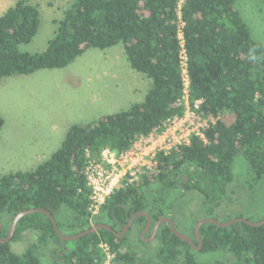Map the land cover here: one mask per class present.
Here are the masks:
<instances>
[{
    "label": "trees",
    "instance_id": "16d2710c",
    "mask_svg": "<svg viewBox=\"0 0 264 264\" xmlns=\"http://www.w3.org/2000/svg\"><path fill=\"white\" fill-rule=\"evenodd\" d=\"M236 1L73 0L47 48L35 53L21 51L19 45L31 42L39 30L38 6L17 0L0 15V82L16 74L63 68L90 48L119 43L130 66L152 80L143 101L73 124L46 161L32 170L0 177L2 239L17 213L40 207L55 216L63 233L71 232L67 235L89 229L92 217L94 224H108L114 231L100 228L62 241L51 219L37 211L18 221L9 242H0V264H41L37 246L53 240L62 264H210L197 260V250L174 234L168 222L160 225L152 254L137 249L136 236L131 238L133 233L140 235L146 216L137 217L124 237L118 234L139 211L148 212L153 225L169 216L178 229L172 212L158 205L166 202L168 192L178 189L182 196L197 192L207 208L206 217L222 222L244 217L221 210L239 157L248 165L249 190L264 180V43L254 38L235 8ZM188 111L206 120L200 132L191 133L188 143L157 150L152 167L145 168L138 180L115 189L94 214L86 175L89 162L101 161L107 149L116 154L130 150L141 138L162 133L167 123ZM4 124L0 115V135ZM153 185L158 188L157 204L152 205L145 190ZM63 211L70 215L60 221ZM263 218L264 212L247 219ZM27 230L36 232L38 241L29 243L23 253L14 252L11 243L22 239ZM191 231L187 236L198 245L195 227ZM199 234L198 252L231 253L235 260L230 264H264V223L236 222L226 227L205 223Z\"/></svg>",
    "mask_w": 264,
    "mask_h": 264
},
{
    "label": "rangeland",
    "instance_id": "374dc122",
    "mask_svg": "<svg viewBox=\"0 0 264 264\" xmlns=\"http://www.w3.org/2000/svg\"><path fill=\"white\" fill-rule=\"evenodd\" d=\"M16 1L0 0V15ZM29 2L40 10L39 30L31 42L20 44L19 48L24 52H41L54 37L57 22L63 18L64 11L73 0ZM235 8L248 23L254 38L264 43V0H237ZM151 84L150 78L130 66L122 43L106 49L90 48L63 68L41 69L28 75L16 74L3 78L0 82V115L5 124L0 135V177L10 172L36 168L60 147L70 126L128 109L132 104L144 100ZM205 123L188 111L183 118L167 123L162 133H153L144 138L145 141H137L134 146L140 147L147 162H151L150 157L157 150L172 148L192 132L199 131ZM234 172V180L228 187L229 197L221 210L254 218L264 212V180L254 191L249 190V170L243 157L236 159ZM157 188L158 185H153L145 190L147 200L152 205L157 204L154 200ZM182 194L179 189L172 190L166 195V202L158 205L166 213L172 212L179 230L191 235L195 220L205 218L207 208L197 192ZM172 203L174 209L170 210ZM69 215L63 211L58 218L65 221ZM94 221L92 217L93 224ZM64 233L71 232L65 230ZM151 234L150 229L145 232L144 237L149 239L147 241L141 233L131 235L132 240L136 236L137 249L147 254L154 253L158 241L155 237L151 238ZM138 238L145 245L140 244ZM35 241H38L37 233L27 230L22 239L11 243V248L16 253H23L29 243ZM53 241L47 246H37L35 252L41 264H62L57 258L61 252L55 254L58 246ZM195 257L210 264H230L235 260L231 253L221 251L197 250Z\"/></svg>",
    "mask_w": 264,
    "mask_h": 264
},
{
    "label": "built area",
    "instance_id": "2783aa9c",
    "mask_svg": "<svg viewBox=\"0 0 264 264\" xmlns=\"http://www.w3.org/2000/svg\"><path fill=\"white\" fill-rule=\"evenodd\" d=\"M192 114L196 115L193 112ZM204 121L206 122V120ZM189 137L175 146L188 143ZM140 140L145 141L144 138ZM154 155L155 153L150 157L151 162H147L144 151L140 147L134 146L121 154L107 149L103 151L101 161L91 160L86 168V175L91 188L93 213H98L101 205L115 189L138 180L140 175L145 172V168H151Z\"/></svg>",
    "mask_w": 264,
    "mask_h": 264
},
{
    "label": "water",
    "instance_id": "95a60500",
    "mask_svg": "<svg viewBox=\"0 0 264 264\" xmlns=\"http://www.w3.org/2000/svg\"><path fill=\"white\" fill-rule=\"evenodd\" d=\"M37 211L45 213L51 219V221L53 223V227H54L56 233L58 234V236L61 238L62 241H71V240L79 239L80 237L85 236L89 233L96 232L100 228H105V229H109L111 231H114L111 228V226H109L108 224L97 223V224H93L89 229L85 230L84 232H81L79 234H74V235H67L59 229L55 216L50 211L40 207V208H31V209L23 210V211L17 213L16 216L14 217L13 221H12L8 236L4 239H2L0 237V242H2V243L9 242L14 235L18 221L22 217H24L28 214H31V213H35ZM139 216H146V218H147L146 225H145V228L141 232V236L144 238L145 241L149 240L148 238L144 237V234L153 225V220H152L151 215L145 211H139V212L132 215V217L130 218L128 223L122 228L121 232L118 234L120 238L124 237V234L127 231V229L133 224L134 220ZM163 222H168V224H169L170 228L172 229V231L174 232V234H176L181 239L187 241L191 246H193V248L195 250H200L202 247V241L200 238L199 229L203 224L213 223V224L221 226V227H226V226H230L236 222H246L252 226H259V225H262L264 223V218L259 222H253V221H250L249 219L244 218V217L233 218V219L226 221V222L218 221L217 219L212 218V217L202 218V219L198 220V222L195 225V232H196V237L198 240V245H195L193 240L189 236H187L186 234H184L183 232L178 230L174 224L173 219L169 216H163L158 221H156V223L153 225V228H152L151 238L156 236L157 231ZM1 230H2V221L0 219V232H1Z\"/></svg>",
    "mask_w": 264,
    "mask_h": 264
},
{
    "label": "flooded vegetation",
    "instance_id": "af4514ba",
    "mask_svg": "<svg viewBox=\"0 0 264 264\" xmlns=\"http://www.w3.org/2000/svg\"><path fill=\"white\" fill-rule=\"evenodd\" d=\"M144 228H145V227H144ZM149 229H150V234H151V232H152V231H151V228H149ZM149 229H148V230H149Z\"/></svg>",
    "mask_w": 264,
    "mask_h": 264
}]
</instances>
